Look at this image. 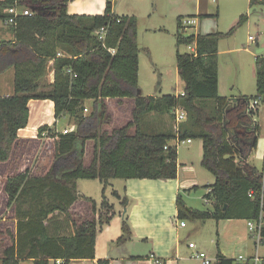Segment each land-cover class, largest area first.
<instances>
[{
  "label": "trees",
  "instance_id": "trees-1",
  "mask_svg": "<svg viewBox=\"0 0 264 264\" xmlns=\"http://www.w3.org/2000/svg\"><path fill=\"white\" fill-rule=\"evenodd\" d=\"M70 1L0 0V21L6 22L7 10L13 6L30 9L31 13L11 26L13 41L0 42V75L11 68L15 71V94L0 97V164L8 166V177L2 181L1 190L16 221L15 226L1 222L0 234L9 242L0 244L1 264H20L25 260L35 264L49 261L70 264L95 259L102 219L105 217L109 222L115 213L103 193L99 210L94 200L85 198L91 204L92 218L83 220L73 214L72 207L83 197L77 181L99 180L106 188L116 179H176L178 148L173 141L177 139L202 140V166L215 177L206 196L208 201L212 199V209L188 210L182 196H178V217L182 221L256 219L260 212L259 197L264 194V171L259 172L248 163L261 132L255 121L257 111H250V107L257 99L264 106V56L256 58L255 96L222 97L219 44L231 37L235 28L228 33L184 36L181 16L177 19V46L196 44L195 53L176 54L184 95L144 96L139 88L137 18L115 14L111 2H107L102 15L69 14ZM255 2L264 5V1L252 0L251 7ZM247 19L241 16L238 26ZM102 28L106 29L103 39L99 35ZM59 52L65 56L58 57ZM49 61L54 62V82L49 92H44L40 91L39 82L47 75ZM32 99L53 101L55 119L73 120L76 130L64 134L55 129L56 124L39 128L34 142L28 139L23 143L29 165L18 172L15 168L20 161L18 132L28 125ZM106 99H132V120L111 132L105 130L112 123ZM88 100L94 102V108L86 115L84 103ZM177 107L187 113L178 134L174 130L167 133L145 130L144 120L152 113L170 115L174 120ZM40 140L50 145L53 154L38 173L42 160L37 163L36 160L34 168L30 165L31 153ZM88 142L95 145L90 163L85 164ZM30 144L35 149L30 151ZM251 191L254 199L249 197ZM113 195L121 199L116 190ZM127 201L122 199L123 206H127ZM122 232L117 241L119 246L132 237L127 217ZM261 239L264 244V230ZM98 264L110 261L101 260ZM216 264L239 263L218 256Z\"/></svg>",
  "mask_w": 264,
  "mask_h": 264
},
{
  "label": "rangeland",
  "instance_id": "rangeland-1",
  "mask_svg": "<svg viewBox=\"0 0 264 264\" xmlns=\"http://www.w3.org/2000/svg\"><path fill=\"white\" fill-rule=\"evenodd\" d=\"M101 1L102 0H81L78 1L75 6L86 7L93 4L95 6V10L93 11H99L101 10ZM113 1L115 4L114 9L119 16H135L138 20L137 43L140 48L139 88L144 96H179L184 91V84L178 75L176 54L177 52L181 54H191L193 44L177 46V19L181 16L183 17L182 21L197 18L195 19L196 26L190 25L181 29L183 32L181 33L184 36L198 35V33L202 35L217 32L228 33L231 29L235 28L233 35L222 39L219 44L218 62L219 78L221 82L219 93L222 97L235 95L237 90L234 89V81H237L245 84L247 88L251 87L255 95L256 80L254 81L252 79V69L255 65V57L247 52H254L257 54V44L250 43V37L260 40L261 48L264 47V18L262 20L260 18L264 15V5L255 6L250 9V0ZM200 14H202V16H199ZM241 16H248V19L241 26H238ZM0 22L4 25L3 30L5 28V30L11 32V27L8 26L5 21ZM246 48L248 49L247 51ZM48 71L49 69L47 67V74ZM8 79L10 78H1V81L2 83H5L6 81V83H9ZM12 79L13 78L9 80L11 87H13ZM39 84L41 87L40 91L49 92V88L53 84V78H43ZM84 105L88 109L87 112H84L86 115H89L93 111L94 102L88 100L85 101ZM107 108L108 113L111 114L112 123L105 126L104 129L111 132L113 129H118L127 125L132 120L134 101L126 100L119 104L118 107L112 105ZM260 115L261 118L259 120L258 116H255V121H259L258 123L261 125V128L264 129V118H262L264 116V109H261ZM46 116L47 117L45 118L47 121H50L52 120L51 118H53L51 115ZM46 124H48V122ZM143 125L147 131L155 130L162 133L173 131L175 130V127H177L175 120H172L170 115L158 116L155 113L148 116L144 120ZM73 127H75L73 120H69V118L58 119L57 129L61 133L65 128L73 129ZM25 131H30L32 133L30 127H27ZM132 132H134V129ZM28 135L31 136L34 134ZM260 135L259 137L262 146L264 137L263 135ZM196 142L200 143V140H195V143ZM30 145V151L32 148L35 149V146L32 144ZM94 145V142H88L86 145L84 155V161L86 164H89L92 159ZM49 146L50 145L45 140H40L38 142V148L31 153L33 157L30 166H33L32 168L37 166L36 163L38 161L42 160L43 162L42 165H38V173H41V166L43 167L44 161L49 162L51 160V153L53 154V152ZM187 147V144L181 145L179 147V152L184 155L189 154ZM253 157V165H255L259 172H262L264 162L261 160L260 153ZM45 169L46 167L42 169V172L45 171ZM199 170V186L188 192L181 191V196L187 208L205 211L212 209V199L208 201V197L206 196L210 192L209 186L215 183V177L203 167H200ZM184 178L191 177L190 175H187ZM128 181L129 180L125 179L112 180L110 185L105 188L104 184L99 180H78L79 193L83 196L82 202L85 201V198H90L97 203L98 207H100L103 202L104 193L106 200H108L109 204L113 206L115 214L109 222H106V220L103 222V230L105 231L116 225L122 228L123 217L128 218L131 213V209L133 208L132 205L126 207L123 206L121 199L113 195V191L116 190L120 195L128 198V196H126V186ZM175 221H178V223L181 222L178 218H176ZM183 222L186 224V229H184L186 233L191 232L195 227V224H202L200 221H194L191 219H185ZM206 222V225L202 230H199L198 233H195L194 231L191 233V238L187 240L186 243L188 244L192 241L197 245L198 249H200V245H202L204 253L213 261L212 264H215L212 256L214 255L213 253L217 251V245L212 241L217 237V230L214 227L216 222L210 220ZM246 228L247 226L245 227V225H243L240 230L247 236L248 230ZM261 246L262 244L259 246L260 255L264 253V248ZM129 248H131V250L136 248L137 255L141 256L139 260H136V263L131 260H125L115 261L110 264H144L141 262L144 261L145 257L149 254V245L147 243L136 242L135 245L131 244ZM192 251L195 252L196 250ZM192 251L189 252L188 256L193 253ZM142 256L144 257L142 258Z\"/></svg>",
  "mask_w": 264,
  "mask_h": 264
},
{
  "label": "crops",
  "instance_id": "crops-1",
  "mask_svg": "<svg viewBox=\"0 0 264 264\" xmlns=\"http://www.w3.org/2000/svg\"><path fill=\"white\" fill-rule=\"evenodd\" d=\"M78 1L81 0L70 1L67 7L69 14L92 15V16L102 15L105 12L107 2L112 3L113 12L117 14V11H115L114 9L115 4L113 0H102L100 3L101 10L99 11H93L95 10V6L93 4L88 5L86 7H80V6L77 7L75 6V4ZM255 6H263V5L259 4L258 2H255V5L251 7V1H250V9L254 8ZM199 16H202V14H200ZM260 18L262 20L264 18V15H262V17ZM191 19H197V18H191ZM3 27L4 25L0 22V42L13 41L14 35L12 30L11 33L5 30V28L3 30ZM199 34L200 33H198V35ZM250 43L257 44V50H256L257 54H255L254 52H247L253 57H255V65L252 69L253 70L252 79L255 81L256 58L258 56H264V47L261 48L260 40L257 39L255 42H250ZM195 50H196V44L194 43L191 54L195 53ZM247 50L248 49L246 48V51ZM48 69H49L48 74L44 78H53V82H54L55 73H54L53 61H50L48 63ZM1 78H10V79L13 78L12 79L13 87L10 86V81H9L10 79H8L9 83H6L7 81L5 83H2ZM14 78H15V71L13 68L9 69L7 72L0 75V97H10L15 94ZM220 86H221V82L219 78V91H220ZM234 89L237 90L236 94L231 95L228 98L237 99L244 96L247 97L255 96L257 94V85H256L255 95L251 87L247 88L245 84L237 81H234ZM126 100L130 101L132 99H106L105 104L107 107H111L112 105H116L118 107L119 104L123 103ZM261 109L264 108L263 106H261L260 103V105L257 108V114H256L258 116V120L261 118L260 115ZM29 110H30V116L27 127H30L32 133L30 131L28 132L25 131L27 127L26 129H22L18 132L20 141L17 150L20 151L19 153L20 161L18 166L15 167L18 171L25 170V168H28L29 165L28 158L25 155V150H23V145H24L23 143L28 142L27 141L28 139L34 142V138L38 136L39 128L44 126L47 122L48 124L46 125L50 127H53V125L56 124L55 129L58 131L57 129L58 120L55 119L54 116L55 108L53 101L32 99L29 101ZM46 115H51L53 117L51 118L52 120L49 119L50 121H47V119L45 118L47 117ZM262 118H264V116ZM66 129L68 128H65L64 130ZM72 130L73 131L76 130V126L73 127ZM28 134H34V135L30 136ZM260 134L263 135L264 137V129L261 128ZM43 136H47V135L44 134ZM190 140L192 142L190 144H187L188 145L187 149L189 154L184 155L183 153L179 152V148H178L179 167H178V175L176 179L173 180L129 179L126 186V192H127L126 196H128L130 200L127 197H124L118 193L121 198V203H122V199L126 198L128 200L127 206L132 205L133 207L131 209L130 215L128 216V220L132 232V237L130 241H128L123 246H119L117 245V241L122 236L123 233L122 228L116 225L110 227L108 230L105 231L103 230L102 227L100 231L97 233L95 259L75 260L72 261L70 264H98V262L101 260H109L110 263L115 261L131 260L136 263V260H139L141 256L137 255L138 253L136 251V248L132 250L131 248H129L131 244L135 245L136 242L147 243L149 245V250H150L149 254L145 257L144 261L141 262L144 264H156L155 263L156 259L160 260L162 264H203V262H201L200 259L195 257L197 253H201V252L204 253L203 246L200 245V249H198L197 245L195 244L196 247L194 249H190L189 244L193 242L190 241L188 244L186 242L191 238V233L193 231L195 233H198L199 230H202L207 223L206 221L208 220L206 221L195 220V221H200L202 224L199 223L195 224L193 230L189 233H186L184 230L186 229V224L184 227L180 225V223L183 221L178 217V208L176 205L177 197L182 195L181 191L188 192L194 187L199 186L198 183V178H199L198 176L200 174L199 169L200 167H203L202 166L203 142L202 140H200V143L199 142L195 143V140L192 139ZM258 153H260L261 160L264 162V141H263V145L261 146L260 137L258 138L256 149L251 153V155L248 158V163L250 164V166L255 168L257 171L259 170L255 167V165H253L252 158H254L253 156ZM263 171H264V167H263ZM187 175H190L191 178H184ZM7 177H8V166L0 164V200H1L0 225L1 222H8V223H12V225L15 226L16 221L13 218L14 211L12 210V208L8 209L6 207V202H7L6 195L1 190V183ZM77 186L79 189L78 181H77ZM209 190L211 191L210 186H209ZM97 209L99 210L100 207L97 206ZM187 209L196 210L192 208H187ZM90 210H91V204L86 201L82 202V200H80L77 203H75V205L72 207L71 212L73 214H76L81 219L85 220L88 217L89 218L93 217L90 214L91 213ZM64 217L62 216L61 219H64ZM112 217L113 215L110 216V218ZM96 218L97 219L100 218L99 214L96 215ZM176 218L180 219L181 222L178 223V221H175ZM104 220H106L105 217H103L102 221L104 222ZM210 221L216 222V224H214V227L217 230L216 233L217 237L215 240L212 241L217 245V251H215V253H213L214 255L212 256L215 264L218 256L227 259L237 260L239 256L244 255L245 257H252L256 253L259 254V256L262 258L263 261L264 253L260 255L259 253L260 248L256 247L255 241L251 238L249 232L247 231L248 234L246 236V234L244 235V233L240 230L242 229L243 225H245V227L247 226L246 225L247 220L234 219V220H220V221L210 220ZM2 242L6 245L9 244V242H7L6 236L0 234V244ZM261 247L264 248V244H262ZM192 250H196V251L194 252ZM190 251H192L193 253H191V255L188 256ZM143 257L144 256H142V258ZM20 264H35V263L32 260H25L20 262ZM49 264H55V262L49 261Z\"/></svg>",
  "mask_w": 264,
  "mask_h": 264
},
{
  "label": "built area",
  "instance_id": "built-area-1",
  "mask_svg": "<svg viewBox=\"0 0 264 264\" xmlns=\"http://www.w3.org/2000/svg\"><path fill=\"white\" fill-rule=\"evenodd\" d=\"M210 1H215V0H210ZM250 1H252V0H250ZM258 1H264V0H258ZM7 14H8V18L6 20V23H7L8 26H16L17 22H18V19L20 17H22V16H30L31 15V13H30V11L28 9H22V8H19L18 6H13L10 9H8L7 10ZM190 25H196V20L195 19H188V20L182 21V26L184 28H186L187 26H190ZM105 34H106V29L102 28L99 31L100 38L103 39ZM249 40H250V42H255L256 38L250 37ZM57 56L58 57H63L65 55L62 54L61 52H59L57 54ZM68 71L70 73L72 72L71 69H69ZM72 76L75 77L76 75L72 74ZM181 95H184V92H182ZM259 105H260V99L252 101V104H251V107H250L251 108L250 111H257V108H258ZM85 111L87 112L88 109H85ZM174 114H175L174 120H175V123H176V126H177V127H175V132L178 134L181 123H183L186 120L187 113H186L184 108L177 107V108L174 109ZM71 132H73L72 129H66V130L63 131L64 134H68V133H71ZM191 142L192 141L190 139H187V140H179V139H177L176 141H173V144L176 145L177 148H179L181 145L190 144ZM165 148L167 149V146ZM249 197L251 199H254L255 198L254 192L251 191L249 193ZM259 201H260V212H259L258 217L256 219H254V220H247L246 221L248 232L251 235V238L255 241V244H256L257 248H259V246L261 245V240H262L261 239V234H262V231L264 230V194L263 193L260 194ZM180 225L182 227H184L185 226V222H181ZM195 247L196 246H195L194 243H190L189 244V248L190 249H194ZM195 257L200 259L203 262V264H212V262H213L203 252L197 253L195 255ZM236 261L239 264H262V258L259 256L258 253H256L252 257L239 256ZM155 263L156 264H162V262L160 260H157V259L155 260ZM57 264H62V262L61 261H57Z\"/></svg>",
  "mask_w": 264,
  "mask_h": 264
}]
</instances>
